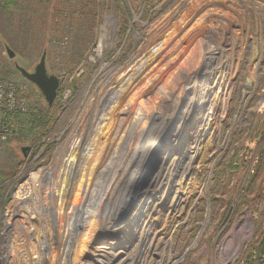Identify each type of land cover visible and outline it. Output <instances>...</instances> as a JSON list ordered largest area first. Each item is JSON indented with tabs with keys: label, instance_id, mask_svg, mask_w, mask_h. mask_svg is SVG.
<instances>
[{
	"label": "rangeland",
	"instance_id": "rangeland-1",
	"mask_svg": "<svg viewBox=\"0 0 264 264\" xmlns=\"http://www.w3.org/2000/svg\"><path fill=\"white\" fill-rule=\"evenodd\" d=\"M36 1L19 0L10 13L1 9L0 1V81L16 85V96L25 102L26 112L48 109L45 136L37 135L32 142L33 138L10 134L0 142V264L5 252L26 236L19 228L21 218L47 242L43 264H100L106 253L115 254L123 246L124 242L119 243L121 233L115 230L128 223V210L139 207L155 210L150 219L153 233L125 244L137 264H216L221 241L231 238L240 255L253 250L264 222V0H251L248 9L243 0H41L39 6ZM29 7L38 12L31 19L27 16ZM211 9L216 20L199 36L192 34L205 23L195 26L189 33L194 53L186 54H198V63L205 58L207 45L211 47L217 55L203 63L215 72L212 76L217 83L208 87L211 92H204L203 98L169 110L159 141L162 147L157 151L159 154L170 146L168 134L175 125L192 119L188 138L202 118L204 131L192 154V170L177 182L173 203L172 199L165 201L159 213L158 201L140 195L158 166L157 160L153 157L149 163L137 165L127 173L129 181L125 177L119 200H114L106 224L93 234L92 245L75 246L77 238L64 230L70 207L80 201L84 208L93 210L92 203L103 197L113 177L124 172L127 145L134 137L127 126L128 137L123 133V141L109 143L108 133L97 135L107 95L149 63L153 51L166 45L193 16ZM5 46L15 54L12 59ZM43 50L48 74L60 82L51 107L14 66L33 72ZM235 63L237 71L231 80L227 67ZM205 96L209 98L206 104ZM98 139V153L108 152V159L94 179L93 194L81 196L76 170L86 148ZM25 147L28 151L23 156L21 149ZM250 152L257 157L254 174L247 173L249 162L244 161ZM61 164L63 176L52 207L53 173ZM87 168L84 173L89 176L92 170Z\"/></svg>",
	"mask_w": 264,
	"mask_h": 264
},
{
	"label": "bare ground",
	"instance_id": "bare-ground-1",
	"mask_svg": "<svg viewBox=\"0 0 264 264\" xmlns=\"http://www.w3.org/2000/svg\"><path fill=\"white\" fill-rule=\"evenodd\" d=\"M251 5V0H243L245 9L250 8ZM214 6L211 5L212 8L216 9ZM213 10H207L203 15L198 14L193 16L190 21L188 20L189 22L181 26L182 30H179L180 32L176 33L166 45H161L160 48L158 47L153 51V57L149 63L141 65L135 75H132L122 83L119 89H113L107 95L103 102V113L97 123V135L101 136L108 133L105 137L109 140V143L114 141V139L122 140L129 130L132 131L134 137L127 145L128 159H126L127 164H123L124 167L122 169H124V172L118 173L113 177L111 186L105 190L103 197L96 203H92L93 210L84 208V204L80 201L74 202L70 207V212L66 215L64 221L65 226L67 223V229L65 228L64 230H67V234H72V236L77 238L74 243L75 246L77 244L78 247L82 244L92 245L93 234L95 235L96 232L100 231L106 224V218L113 212L114 200L116 202L117 196L121 195V189H124L125 177H129L131 170L135 169L137 165L149 163L153 157L156 158L158 166L151 174L142 191H140V195L144 199L148 197L158 201V205H160L159 213L164 209L165 201H171L172 199L171 204L173 203V198L176 196L174 189H176L177 182L192 170V154L200 142L202 131H204L200 125L203 121L202 118L198 124L193 125L195 129L188 136L182 153L176 162H174L175 154L186 132L192 126V119L188 118L183 123L175 125L174 130L168 134L172 139L170 146L158 154L157 151L162 147L161 144L159 145V141L166 130H164L163 124L165 117L171 112L169 110L175 106H186L187 101L193 98H196L195 100L203 98L204 92H211L208 87L217 83L215 76H212L215 72L211 71L212 69L208 64L203 63L207 58L211 59L213 55H217V53L214 54L211 47L207 45L205 58L198 63H195L198 54L193 57H188L186 54V52L194 53V49L191 48L189 43L191 36H199L204 28L216 20L217 16L213 14ZM231 12L234 14V10ZM201 21H204V26L202 25L194 33L191 32ZM110 24L114 28L115 22L112 18L110 19ZM190 32L193 33L191 36L189 35ZM103 33H105V30ZM237 66L238 63H235L227 67L231 80L236 75ZM157 76L159 77L156 78ZM205 97L206 101L204 103L206 104V102H209V98L208 96ZM117 123L121 124L118 128L115 127ZM126 126L128 128L127 131L125 130ZM111 128H114V131ZM127 137L128 135H126ZM99 145L98 139L95 145L88 146L81 156L80 165H77L76 176L77 179L80 177L78 183L82 186L81 196H91L93 194L94 179L97 174L101 173L104 168L102 165L108 159L106 156L108 152L99 155ZM106 146L109 149V144H106ZM159 146L161 147L159 148ZM152 153L154 154L152 157L146 158ZM88 166L92 170L90 177L84 173ZM128 172L129 174H127ZM170 172H172V175H170ZM53 174L54 176L56 175V182L52 185V207L54 206L57 190L63 176V165L61 168L56 169ZM153 209L155 210V208ZM154 210L149 212L145 207H139L136 211L134 209L128 210L126 215V217L130 216L128 223L118 225L115 230L117 233H121V241L118 242H124L123 246L115 254L106 253L100 264H128V262L137 264L136 261L138 260L134 259V256H130L131 254H128L129 252L127 253L125 250V244L131 245L136 237H144L146 239L153 233L150 219L154 215ZM21 220L23 222L19 224V228L25 230L24 235L26 236L23 237L22 243L15 244L12 249L5 252L3 264H43L42 255L47 242L24 219L21 218ZM53 220L54 215L52 212L51 221L54 224ZM21 245L25 246L22 247ZM175 263L176 261H171L169 264Z\"/></svg>",
	"mask_w": 264,
	"mask_h": 264
},
{
	"label": "built area",
	"instance_id": "built-area-1",
	"mask_svg": "<svg viewBox=\"0 0 264 264\" xmlns=\"http://www.w3.org/2000/svg\"><path fill=\"white\" fill-rule=\"evenodd\" d=\"M16 91L17 87L13 82L0 81V121L8 114L26 112L27 106L25 102L17 98ZM9 135V128L2 125L0 128V142L6 141ZM244 161L246 163L249 162L247 173L254 174L257 157L250 152L245 155ZM262 194L264 195V185ZM262 204L264 205V198L262 199ZM257 241L255 249L249 250V253L245 255H240L235 248V239L222 240L216 264H264V222L262 224V234Z\"/></svg>",
	"mask_w": 264,
	"mask_h": 264
},
{
	"label": "trees",
	"instance_id": "trees-1",
	"mask_svg": "<svg viewBox=\"0 0 264 264\" xmlns=\"http://www.w3.org/2000/svg\"><path fill=\"white\" fill-rule=\"evenodd\" d=\"M2 3V10L5 13L13 12L14 9L18 6L19 0H0ZM41 0H38L35 2L37 6L41 5ZM38 12L36 10H33V8L29 7L27 10V16L30 17V19L33 16H37ZM52 13H50L51 15ZM48 16V14H46ZM42 16H39V21L41 20ZM44 51V50H43ZM47 69V68H46ZM48 72V69H47ZM9 76V74H3L1 75ZM18 97V94H17ZM48 118V109L43 110H29L26 113H16V114H9L2 118L0 121V128L2 125L9 127L10 134H17L20 139H27V138H33L32 142H36L34 140L35 136L40 135V137H43L47 133L46 123ZM257 172V171H256ZM254 176H252L253 179ZM251 184V179L249 183L246 185L245 191L249 190ZM257 245L254 246L253 249H255Z\"/></svg>",
	"mask_w": 264,
	"mask_h": 264
},
{
	"label": "water",
	"instance_id": "water-1",
	"mask_svg": "<svg viewBox=\"0 0 264 264\" xmlns=\"http://www.w3.org/2000/svg\"><path fill=\"white\" fill-rule=\"evenodd\" d=\"M5 52L9 59H12L15 56V54L7 46H5ZM14 66H15V69L19 72V74L25 80H27L29 83H31L37 88V90L43 97L46 105L48 107H51L57 96V91H58L60 82L56 76L49 75L47 72L46 52L45 51L42 52L39 62L34 67L33 72H28L25 69L18 66L17 64H15ZM186 139H187V133L183 137L180 147L178 151L176 152L175 156H177L180 153L181 147ZM27 151H28V148L26 147L21 149L23 156L26 155Z\"/></svg>",
	"mask_w": 264,
	"mask_h": 264
}]
</instances>
